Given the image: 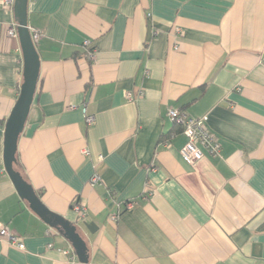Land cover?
<instances>
[{
    "label": "crops",
    "instance_id": "1",
    "mask_svg": "<svg viewBox=\"0 0 264 264\" xmlns=\"http://www.w3.org/2000/svg\"><path fill=\"white\" fill-rule=\"evenodd\" d=\"M26 18L39 75L15 167L78 226L88 264H264V0H28ZM12 24L0 0V226L24 245L0 237V264H79L4 170L23 67ZM170 110L207 117L218 154L182 161Z\"/></svg>",
    "mask_w": 264,
    "mask_h": 264
},
{
    "label": "water",
    "instance_id": "2",
    "mask_svg": "<svg viewBox=\"0 0 264 264\" xmlns=\"http://www.w3.org/2000/svg\"><path fill=\"white\" fill-rule=\"evenodd\" d=\"M28 0H14L13 13L16 22V32L22 51V84L18 98L6 120L3 136V166L19 197L27 202L32 210L46 225L56 230L72 247L79 264H88L86 243L78 232V226L50 212L40 202L32 187L15 169L16 147L33 96L39 75V59L27 26L26 8ZM84 227L93 233V223H83Z\"/></svg>",
    "mask_w": 264,
    "mask_h": 264
},
{
    "label": "built area",
    "instance_id": "3",
    "mask_svg": "<svg viewBox=\"0 0 264 264\" xmlns=\"http://www.w3.org/2000/svg\"><path fill=\"white\" fill-rule=\"evenodd\" d=\"M14 3V0H4V5L11 7ZM176 33H180V30L177 29ZM7 35L9 37H16V24H12L7 29ZM31 39L33 42H36L39 37L40 33L35 30H30ZM83 45L88 47V42H84ZM177 47H175V50ZM86 57L88 60H93L94 58V51L87 50ZM143 94L142 92H138L137 94H133L131 92L126 93V98L128 100H135L138 97H141ZM85 115V122L87 125H91L94 121L93 117L86 114V109H83ZM168 118L170 122L174 125H177L181 128L182 133L186 138V142L183 147L179 150V155L182 161L187 164H193L203 158V151L206 153L215 156L219 152V144L216 137L209 131L206 126L207 117H202L198 119H193L186 115L185 113L179 110H170L168 112ZM101 158V157H100ZM97 177L92 178V182L97 181ZM150 194V191L148 192ZM123 208L125 211H130L133 208V203L129 201L123 202ZM71 210L76 213L79 217H83L85 214V207L83 204L74 201L71 204ZM119 213L110 216V220L116 221L119 218ZM0 237L4 238L8 245L17 248L18 250H23L24 245L22 242L18 240L17 237L11 235L6 227L0 226ZM69 260L74 263L76 262L75 257L72 255V251H65V254H69Z\"/></svg>",
    "mask_w": 264,
    "mask_h": 264
},
{
    "label": "trees",
    "instance_id": "4",
    "mask_svg": "<svg viewBox=\"0 0 264 264\" xmlns=\"http://www.w3.org/2000/svg\"><path fill=\"white\" fill-rule=\"evenodd\" d=\"M174 126L178 127V128L181 130V128H180L179 126H177V125H174ZM15 166H16V165H15ZM15 169H16V167H15Z\"/></svg>",
    "mask_w": 264,
    "mask_h": 264
}]
</instances>
